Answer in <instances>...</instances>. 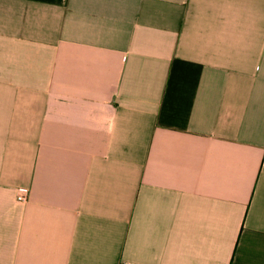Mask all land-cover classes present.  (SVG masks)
<instances>
[{
	"label": "crops",
	"instance_id": "crops-1",
	"mask_svg": "<svg viewBox=\"0 0 264 264\" xmlns=\"http://www.w3.org/2000/svg\"><path fill=\"white\" fill-rule=\"evenodd\" d=\"M0 264H264V0H0Z\"/></svg>",
	"mask_w": 264,
	"mask_h": 264
},
{
	"label": "built area",
	"instance_id": "built-area-1",
	"mask_svg": "<svg viewBox=\"0 0 264 264\" xmlns=\"http://www.w3.org/2000/svg\"><path fill=\"white\" fill-rule=\"evenodd\" d=\"M17 198L19 199V200H26L27 199V197L26 196H24V195H18L17 196Z\"/></svg>",
	"mask_w": 264,
	"mask_h": 264
}]
</instances>
